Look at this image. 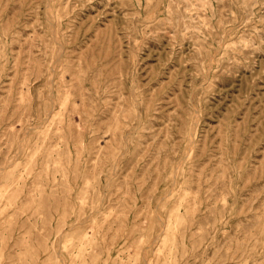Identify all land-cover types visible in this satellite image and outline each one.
I'll list each match as a JSON object with an SVG mask.
<instances>
[{"label": "rangeland", "instance_id": "1", "mask_svg": "<svg viewBox=\"0 0 264 264\" xmlns=\"http://www.w3.org/2000/svg\"><path fill=\"white\" fill-rule=\"evenodd\" d=\"M187 1L0 0V264H264V232L252 252L234 245L264 208V0ZM173 115L171 158L154 131ZM230 127L256 172V194L238 178L253 214L217 213L210 232L201 216L169 253L170 178L214 169L220 146L233 168Z\"/></svg>", "mask_w": 264, "mask_h": 264}, {"label": "bare ground", "instance_id": "2", "mask_svg": "<svg viewBox=\"0 0 264 264\" xmlns=\"http://www.w3.org/2000/svg\"><path fill=\"white\" fill-rule=\"evenodd\" d=\"M196 3L199 4L201 7H203L207 2L206 0L187 1V5H191V7H193ZM177 29L178 28H175V30ZM198 47H199L198 52L201 53L202 49L200 46ZM171 83H173V81ZM156 94L157 93L150 94V99L154 100ZM145 109L148 112L150 111L151 109L150 101H148L145 104ZM64 112H67V115L69 116L72 122H77L76 118L74 117V113L79 112L77 108L75 109L71 106L70 107L67 106L65 103H60L59 108L56 110L55 114L58 117L59 114H62ZM177 117L178 115L176 117L173 115L172 117H170L167 123L165 124L159 123L154 131V136L156 137L157 140H160V142L162 143L156 146V150L164 151L165 149H167L170 152L169 155L171 158H173L174 156L173 147L167 148L164 146V144L167 143L169 139L168 135L166 134V130L172 124L176 122L181 123L183 121L181 117L180 118ZM230 128H231V133L229 139H231L232 142L229 144L230 146L229 156L231 160L235 161L234 163L235 165L233 168L229 169L226 164L222 163V147L220 146V148L218 149V151L220 152V157L217 161H214V162H218V165L214 169L213 167L211 168V164H212L211 163L209 165L202 166L199 172L196 173L190 172V176L185 175L180 180H179V176L177 175H174L172 179L170 178L169 183L171 184L178 182L180 184L178 185L181 189L178 192V196L175 199V202L172 204V206H170V208L166 212V221L162 222L164 224V229H163L164 232L162 238L164 239V242L166 244L169 243L168 246L169 253H171L172 244H173L172 239L173 237H175L174 234L180 233L182 235H186L188 233L189 238L191 239L194 233V229L197 227V224L200 223L199 220L201 216L202 217H205L207 215L210 216L209 231H208L210 232L211 227L216 226V223L214 222L215 221L214 218L216 217L217 213H218L217 215L218 217V216H223V211L224 212L227 211L228 213L231 214L230 216L233 218V220L234 219L236 220L237 218L236 220L237 222L238 220L241 221L242 217L247 218V216L253 214L251 212L252 207L251 206L247 207L244 202L245 199L239 197L241 188L238 183V178H242L243 184L247 183L248 186L246 188L250 189L251 194L252 193L256 194V191H258L257 189L258 187L256 186V184L253 183L256 177V172L255 169L254 170L250 169V164L246 157H243L242 160H238V156L235 155L238 146L236 143L238 130L233 127ZM160 133L161 136H159ZM221 137L223 136L221 135ZM200 142L201 141L189 143V145L191 146L192 156H194V158H197L199 160L200 158H203V156L208 157L210 155V153H208L205 150L203 143ZM187 155L189 154L186 151H184L183 156L186 157ZM141 156L138 157L139 160L143 158ZM138 158L135 159L133 166L139 161L137 160ZM109 162L110 163L114 162V159L110 158ZM169 163L170 162L166 163L165 161H163V167L165 170L168 169ZM149 164H154V160L150 159ZM60 167L61 166L59 165L54 166V168L56 169ZM130 170H132V167L128 171ZM171 171L172 169H169V175ZM226 177H229L228 182L230 184V190H231L230 201L226 200V196L224 193L225 191L230 192L228 187H226V182H227ZM134 184L136 188L141 189L144 186V180L141 178H137L134 180ZM84 185L85 186L87 185L86 182L84 183ZM15 187L16 186H14L13 190H15ZM194 187L195 189H192ZM158 192L161 193V190H159ZM158 192H154L148 196L149 203H151L154 200L157 204H159L162 200L166 199V195L162 196ZM249 196L246 197V199L247 198L249 199L250 198ZM180 206H183V211H181L182 208L180 209ZM82 207H83V202L82 200H79L78 208L80 209ZM246 207L247 209H245ZM140 214L141 213L137 214L135 218ZM142 214H146V213L142 212ZM253 217L254 218H253L252 228L250 227L249 229L244 230L245 231L244 237H241L236 240L234 244L235 250L238 249L246 253L252 252L254 250V243L257 241V239L260 238V234L264 232V208L255 211ZM105 220L107 221L110 220V217L104 216L102 221ZM252 240H255V242ZM192 247L193 249H196L195 246ZM230 255H233V253H230ZM170 257L172 258V254H170ZM258 264H260V262Z\"/></svg>", "mask_w": 264, "mask_h": 264}]
</instances>
